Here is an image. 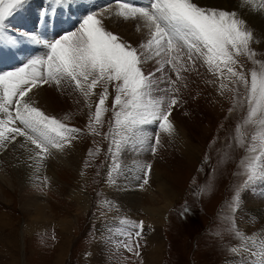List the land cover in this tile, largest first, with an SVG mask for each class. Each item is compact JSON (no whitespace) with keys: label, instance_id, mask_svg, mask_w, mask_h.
Masks as SVG:
<instances>
[{"label":"rangeland","instance_id":"rangeland-1","mask_svg":"<svg viewBox=\"0 0 264 264\" xmlns=\"http://www.w3.org/2000/svg\"><path fill=\"white\" fill-rule=\"evenodd\" d=\"M260 1L194 0L203 8L235 12L253 34L254 60L264 62V25L256 19L264 20V13L255 9ZM45 2L27 0L13 13V26L26 30L23 33L33 32L39 9L47 7ZM97 4L90 10L82 6L83 11L99 13L119 5L114 0ZM77 8L72 10L77 12ZM76 19L72 24H77ZM59 25L63 32V23ZM104 27L134 48L147 41L130 37L135 31L132 26ZM24 50L11 65L6 63L9 59L4 60L0 72L43 56V52ZM237 59L234 67L240 71L243 65L246 75L257 66L247 56ZM157 67L156 59L142 65L145 74ZM188 67L189 71H180L183 79L177 80L171 65L165 66L179 89L174 93L178 103L169 116L174 132L160 133L156 145V126H146L150 136L146 143H129L118 153L111 143L116 95L111 85L105 104L108 111L102 112V123H93L91 128L90 109L95 112L103 86L87 100L68 84L35 87L40 89L38 99L32 89L26 99L34 107L80 131L63 150L53 148L50 155L41 157H36L35 146L24 137L0 142V264H248V252L236 255L230 249L241 245L237 232L264 240V189L255 193L264 179L241 188L251 158L257 154H250L248 148L260 129L244 123L247 102H237L244 95L242 86L237 97L231 90L234 85L225 80L228 88L221 94L220 79L202 61H197L194 70ZM14 126L18 122L9 125ZM260 165L264 167V158ZM161 182L168 189L164 196L158 192ZM238 190V209L233 212ZM140 222L142 230L137 227ZM128 233L132 234L131 252L123 246Z\"/></svg>","mask_w":264,"mask_h":264},{"label":"snow or ice","instance_id":"snow-or-ice-1","mask_svg":"<svg viewBox=\"0 0 264 264\" xmlns=\"http://www.w3.org/2000/svg\"><path fill=\"white\" fill-rule=\"evenodd\" d=\"M26 3L27 0H0V46H6L12 55H15L19 41L13 37L5 38V21ZM47 3L48 7L40 13L44 23L49 19V12L65 8L71 12L73 7L83 6L78 0H47ZM260 8L264 9V0ZM116 15L142 23L148 30L147 41L138 48L132 47L107 31L102 14L96 12L85 15L77 28L51 40L35 32L20 33L24 41L43 45L48 52L45 57L30 59L14 70L0 72V114L4 117L0 119V142L24 137L27 143L35 146L36 157L50 155L53 148L63 150L71 143L79 129L45 115L32 105L30 98L26 99L33 88L55 83L57 87L62 84L73 86L86 100L96 95L94 90L98 86H103L95 112L90 109V128L93 123H102V112L108 111L105 107L108 85L114 88L110 133L117 153L129 143H146L150 136L145 129L150 125L156 126L154 135L158 145L160 133L171 135L174 132L169 116L178 103L174 93L179 92L177 80L183 79L180 71H189V65L194 70L197 61H202L220 79L221 94L228 88L225 80L234 85L231 90L237 97H240V87L244 88L242 99L237 101L247 102L248 114L244 123L256 124L260 131L252 136L248 152L257 154L251 158L247 180L241 188L264 179V167L260 165L264 158V62L254 60L255 52L250 49L253 34L247 29L246 22L235 12L203 8L194 0H146L145 6L139 7L119 3ZM242 55L257 65L248 75L243 72V65L240 71L234 67ZM149 59H156L159 67L155 72L145 74L142 65ZM166 65H171L172 71L177 73V80L168 76ZM156 72L161 75L157 77ZM160 84L167 87L161 88ZM17 122L19 126L9 127ZM155 151L154 146L153 154ZM148 168L150 170V165ZM238 204L239 190L233 199V212L238 209ZM137 227L142 230L143 222ZM135 235L139 236L140 232ZM236 235L241 239V245L230 251L236 255L248 252L254 258H250L248 264H264V240L257 241L239 232ZM127 236L128 242L123 246L131 252L132 234Z\"/></svg>","mask_w":264,"mask_h":264},{"label":"bare ground","instance_id":"bare-ground-1","mask_svg":"<svg viewBox=\"0 0 264 264\" xmlns=\"http://www.w3.org/2000/svg\"><path fill=\"white\" fill-rule=\"evenodd\" d=\"M100 1H103V0H80V1H78L81 5H83V7L84 8H87V7H89V6H91V5H94L95 7L96 6H98V2H100ZM258 1V0H257ZM235 2V4L236 5H238L237 4V1H234ZM260 2H262V0L260 1ZM261 5V4H260ZM260 5H259V7H255V9H257V11H259V12H263L264 13V9H261L260 8ZM138 6H145V3L144 2H142V5H139L138 4ZM83 7L81 6V7H78L77 8V10L79 11H77V12H75V10L73 11L72 10V12L69 14V17H67V19L69 20V22L72 24V22L74 21V19H76V17H71L72 16V14H75V15H77V14H80L81 12H83ZM99 7V6H98ZM116 8H114V9H112V10H106V11H104V12H99V13H102V17H103V24L105 25V26H108L109 27V29H111V27H114V26H116V25H121L122 27H127V26H132L133 27V29L135 30L134 31V33L132 34V35H130V37H133V38H136V37H138V36H141L140 37V39H145V40H147L148 39V30H147V28H145V27H143V25H142V23H140V22H138L137 20H134V19H128V20H125V19H123V18H121V17H118L117 15H116V13H117V11H118V6H115ZM252 10H254V6H251L250 7ZM26 13V12H25ZM71 15V16H70ZM29 16H32V15H29ZM36 16H33L32 17V19H34ZM36 19V18H35ZM247 19H249L248 17H247ZM256 19L259 21V22H261L263 25H264V20H261V17H256ZM48 24L50 25V26H52V24L54 23V21L52 20V18L51 17H49V19H48ZM62 23V22H61ZM56 27H58V28H61L60 27V25H59V21H58V24H57V26ZM107 28V27H106ZM261 28L262 29H264V26H261ZM113 31V30H112ZM262 32V31H261ZM113 33V32H112ZM115 33V32H114ZM123 34H127V33H125V32H122ZM118 34V33H117ZM122 35V34H121ZM124 36V35H123ZM7 37H13V38H15L16 39V37L15 36H13V35H11V34H6L5 35V38H7ZM263 37H264V31H263ZM53 37H50V36H48V39H52ZM45 39H47V38H45ZM17 40H19V44L17 45V50L15 51V53H16V56H17V58L15 57V55H12L8 50H7V48H6V46H2V47H0V54H1V56H0V65L1 64H4L5 62H4V60H7V59H9V62H6L8 65H11L12 64V61L13 60H20V58H21V56H23V53H25V43L18 37V39ZM134 40V39H133ZM135 41V40H134ZM23 45V46H21L20 47V45ZM32 45H33V43H31ZM26 48H29V49H26V50H28V51H30L31 50V52H43V55H44V53L47 51V49L43 46V45H37V44H34V46L33 47H26ZM42 50V51H41ZM31 55V54H30ZM31 59H33V57L31 58ZM27 61V60H26ZM16 63V62H15ZM16 68H17V66H16ZM3 70V69H2ZM1 72H4V71H1ZM202 72V71H201ZM34 89V88H33ZM39 90L40 89H38V88H35L34 89V91L32 92V95H33V97L35 98V96H37V99L40 97V95L38 94L39 93ZM62 92V91H61ZM32 97V98H33ZM33 98V99H34ZM36 99V98H35ZM34 101V100H33ZM173 138V137H172ZM176 141L178 142V145H179V148L180 149H182V150H184V146H182V144H184V143H182V140L181 139H179V138H177L176 139ZM182 143V144H181ZM134 176V175H133ZM135 186V185H134ZM133 185L132 186H130V187H134ZM159 187H158V192H160L163 196L164 195H166V193H167V191H168V189L166 188V185L165 184H163L162 182L161 183H159V185H158ZM264 189V185H261V187H257L256 189H255V193L257 194L258 192H259V190H263ZM264 233V232H263Z\"/></svg>","mask_w":264,"mask_h":264}]
</instances>
